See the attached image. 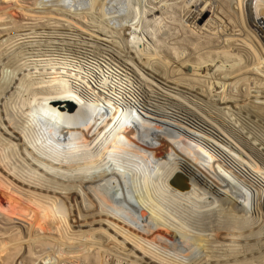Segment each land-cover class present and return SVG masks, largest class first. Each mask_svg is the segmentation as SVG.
Wrapping results in <instances>:
<instances>
[{"label": "bare ground", "instance_id": "1", "mask_svg": "<svg viewBox=\"0 0 264 264\" xmlns=\"http://www.w3.org/2000/svg\"><path fill=\"white\" fill-rule=\"evenodd\" d=\"M0 264H264V0H0Z\"/></svg>", "mask_w": 264, "mask_h": 264}, {"label": "rangeland", "instance_id": "2", "mask_svg": "<svg viewBox=\"0 0 264 264\" xmlns=\"http://www.w3.org/2000/svg\"><path fill=\"white\" fill-rule=\"evenodd\" d=\"M16 15L18 16L19 15V13L17 12L16 13ZM19 17H21V16H19ZM15 18H17L16 16H15ZM48 19L49 18H46V19H44L43 21L45 22V20L46 21H48ZM32 22V23H31ZM38 22V21H37ZM37 22L36 21H31V20H25L23 23H27V24H37ZM50 22H54V20H51ZM38 25V24H37ZM144 25H146V24H144ZM71 40V39H70ZM69 40V41H70ZM74 41H72L71 43H69V45H67L66 47H68V48H75L74 50L75 51H77V52H81V53H83V54H85V55H87V58H88V62H90V63H94V53L92 52L93 51V49L92 48H89V47H82V48H80L81 46L80 45H77L75 42L73 43ZM77 49V50H76ZM79 49V50H78ZM85 49V50H84ZM87 58L85 59H82L81 61H83L84 62V66H86V68L84 67L83 69H84V72L85 73H90L91 71H89V64L87 63ZM90 58V59H89ZM237 65H235L234 67H236ZM191 71H193V70H191ZM92 73V72H91ZM55 77V76H54ZM52 79V78H51ZM80 84H82V83H80ZM84 84H82V86H83ZM84 87H86L87 89H90L89 87H87V86H85L84 85ZM176 112V111H175ZM179 117V116H178ZM180 119H182V118H180ZM184 120V119H183ZM188 121V120H187ZM189 122H190V120H189ZM186 123V122H185ZM187 124V123H186ZM205 132L207 131V133H208V135H210V136H215V134H213L212 132H210L209 130H207V129H205L204 130ZM212 133V134H211ZM100 155V154H99Z\"/></svg>", "mask_w": 264, "mask_h": 264}]
</instances>
